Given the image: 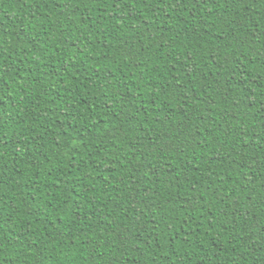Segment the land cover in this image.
I'll return each mask as SVG.
<instances>
[{"label": "trees", "instance_id": "16d2710c", "mask_svg": "<svg viewBox=\"0 0 264 264\" xmlns=\"http://www.w3.org/2000/svg\"><path fill=\"white\" fill-rule=\"evenodd\" d=\"M0 264H264V0H0Z\"/></svg>", "mask_w": 264, "mask_h": 264}]
</instances>
